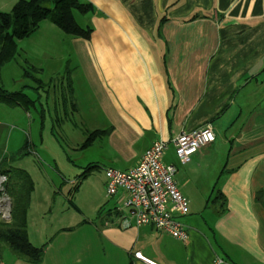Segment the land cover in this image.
I'll return each instance as SVG.
<instances>
[{
	"label": "crops",
	"instance_id": "obj_1",
	"mask_svg": "<svg viewBox=\"0 0 264 264\" xmlns=\"http://www.w3.org/2000/svg\"><path fill=\"white\" fill-rule=\"evenodd\" d=\"M18 1L0 0V12ZM81 1L94 9L79 23L90 39L44 21L19 55L41 71L59 56L72 110L94 122L90 131L110 130L90 146L101 154L89 168L130 170L155 141L169 144L164 162L178 167L190 201L180 218L188 239L119 226L112 215L125 194L109 197L104 173L96 222L60 225L52 239L28 227L34 246L47 244L36 264H264V0ZM207 124L215 142L180 164L174 138ZM2 264L34 263L16 255Z\"/></svg>",
	"mask_w": 264,
	"mask_h": 264
},
{
	"label": "rangeland",
	"instance_id": "obj_2",
	"mask_svg": "<svg viewBox=\"0 0 264 264\" xmlns=\"http://www.w3.org/2000/svg\"><path fill=\"white\" fill-rule=\"evenodd\" d=\"M75 17L84 24L79 12ZM60 62V57L55 56L50 67L36 73L28 69L31 63L21 54L3 67L0 76L6 89L24 92L36 104V108L29 110L0 105L8 110L0 112V122L7 123L0 139V164L4 171L16 166L30 173L35 191L31 195L28 227L33 232L42 229L49 239L58 226L76 219L96 222L100 209L97 192L104 176V170L92 169L93 177L83 180L88 164H96L94 160L101 151L93 147L82 149L87 137L85 132L92 129L94 122L82 120L72 110L75 96L69 88V71L64 66L59 72ZM73 65L69 68L74 70ZM26 70L30 76L24 75ZM26 140L31 152L20 157L19 151ZM15 256L6 247L2 259L7 261Z\"/></svg>",
	"mask_w": 264,
	"mask_h": 264
},
{
	"label": "trees",
	"instance_id": "obj_3",
	"mask_svg": "<svg viewBox=\"0 0 264 264\" xmlns=\"http://www.w3.org/2000/svg\"><path fill=\"white\" fill-rule=\"evenodd\" d=\"M93 11L91 4L81 0H19L11 11L0 12V71L18 57L19 41L37 32L44 21H50L70 36L90 39L93 29L80 25L75 13L87 15ZM29 68L36 73L41 71L33 65H29ZM24 75L30 76V72L26 70ZM0 104L25 110L36 108L35 102L24 92L11 91L4 86H0ZM85 133L87 137L82 149L89 148L97 138L108 135L110 130ZM30 152V143L26 140L18 156H27ZM91 169L83 175L84 178L89 175ZM0 173L8 176L7 192L12 199L11 221L0 222V264L3 262L2 254L6 247L31 263H39L45 255L47 244L37 247L31 243L27 221L35 183L24 169L12 167L4 171L1 170L0 164ZM220 195L218 200H222Z\"/></svg>",
	"mask_w": 264,
	"mask_h": 264
},
{
	"label": "built area",
	"instance_id": "obj_4",
	"mask_svg": "<svg viewBox=\"0 0 264 264\" xmlns=\"http://www.w3.org/2000/svg\"><path fill=\"white\" fill-rule=\"evenodd\" d=\"M215 140L216 133L211 124L181 132L173 140L179 162L187 163L195 153ZM168 146L166 141H155L138 165L130 170L106 168V190L109 197L121 191L125 194L123 205L112 215L119 226L125 229L151 226L177 239L187 240V226L180 218L189 214L190 201L175 179L178 167L164 162ZM8 180L7 174L0 173V222H10L12 218Z\"/></svg>",
	"mask_w": 264,
	"mask_h": 264
}]
</instances>
